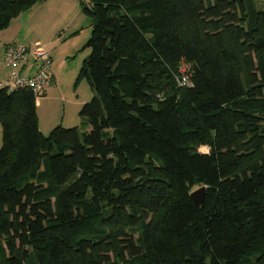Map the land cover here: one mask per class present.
I'll use <instances>...</instances> for the list:
<instances>
[{
	"label": "trees",
	"instance_id": "obj_1",
	"mask_svg": "<svg viewBox=\"0 0 264 264\" xmlns=\"http://www.w3.org/2000/svg\"><path fill=\"white\" fill-rule=\"evenodd\" d=\"M43 1L0 0V30ZM82 13L80 130L0 88V264H264V0Z\"/></svg>",
	"mask_w": 264,
	"mask_h": 264
},
{
	"label": "rangeland",
	"instance_id": "obj_2",
	"mask_svg": "<svg viewBox=\"0 0 264 264\" xmlns=\"http://www.w3.org/2000/svg\"><path fill=\"white\" fill-rule=\"evenodd\" d=\"M83 6H87V0H44L13 18L8 27L0 30V37H4L3 44L8 41L31 49L34 43H39L49 59L51 81L35 98L38 129L45 137L56 127H76L80 130L79 111L92 99L87 79L80 76L83 61L89 54L85 45L91 34L88 18L82 13ZM24 60L27 61L19 64L21 77L30 73L29 67L36 69L31 56L26 55ZM3 61L2 50L0 75L7 76L9 69L5 68ZM199 151L206 153L207 149L200 148Z\"/></svg>",
	"mask_w": 264,
	"mask_h": 264
},
{
	"label": "built area",
	"instance_id": "obj_3",
	"mask_svg": "<svg viewBox=\"0 0 264 264\" xmlns=\"http://www.w3.org/2000/svg\"><path fill=\"white\" fill-rule=\"evenodd\" d=\"M26 55L31 56L33 62L36 63V69L34 68L33 73L30 75L21 77L19 75V64L27 61L24 60ZM49 64V59L39 43H34L31 49L19 47L16 44L8 45L4 49L3 65L9 69V75L0 83V88L6 91L28 89L34 95H39L51 81ZM29 68L31 69V67ZM180 74L181 76L177 80L178 85L190 87L185 67H181Z\"/></svg>",
	"mask_w": 264,
	"mask_h": 264
},
{
	"label": "water",
	"instance_id": "obj_4",
	"mask_svg": "<svg viewBox=\"0 0 264 264\" xmlns=\"http://www.w3.org/2000/svg\"><path fill=\"white\" fill-rule=\"evenodd\" d=\"M204 193H205L204 187H200L190 193L189 196L195 208L198 209L202 206Z\"/></svg>",
	"mask_w": 264,
	"mask_h": 264
},
{
	"label": "crops",
	"instance_id": "obj_5",
	"mask_svg": "<svg viewBox=\"0 0 264 264\" xmlns=\"http://www.w3.org/2000/svg\"><path fill=\"white\" fill-rule=\"evenodd\" d=\"M21 18H24V17H21ZM26 18V17H25ZM19 24H20V26H22V22H20L19 21ZM4 39V37H3V35H2V37H0V44H1V46L3 47L2 49H0V51H4V49H5V47H7L8 45H11V44H13V43H8V41H7V44H3V40ZM6 41V40H5ZM4 67V66H3ZM6 68V67H5ZM29 70H30V73L28 74V75H30L31 73H33V69H30V68H28ZM8 77V74H7V76H4V75H0V83L1 82H3L6 78Z\"/></svg>",
	"mask_w": 264,
	"mask_h": 264
},
{
	"label": "bare ground",
	"instance_id": "obj_6",
	"mask_svg": "<svg viewBox=\"0 0 264 264\" xmlns=\"http://www.w3.org/2000/svg\"><path fill=\"white\" fill-rule=\"evenodd\" d=\"M206 149V148H205Z\"/></svg>",
	"mask_w": 264,
	"mask_h": 264
}]
</instances>
